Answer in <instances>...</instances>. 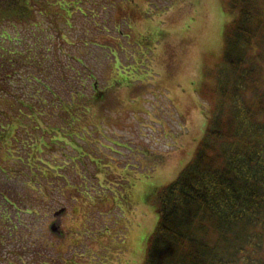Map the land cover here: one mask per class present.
Segmentation results:
<instances>
[{"label":"rangeland","instance_id":"obj_1","mask_svg":"<svg viewBox=\"0 0 264 264\" xmlns=\"http://www.w3.org/2000/svg\"><path fill=\"white\" fill-rule=\"evenodd\" d=\"M106 8L107 32L87 24L88 16L74 21L77 39L68 40L86 43L81 61L68 58H78L74 45L52 52L54 61L77 63L76 83L94 75L104 93L80 101L83 115L74 129H58L53 145L35 151L33 166L50 175L37 178L31 191L38 198L40 245L20 255L22 264H143L157 223V191L192 159L206 129L207 89L233 19L228 0H123ZM44 82L51 89L62 84ZM35 89L48 94L42 85ZM25 151L21 140L7 139L0 164L24 171Z\"/></svg>","mask_w":264,"mask_h":264},{"label":"trees","instance_id":"obj_2","mask_svg":"<svg viewBox=\"0 0 264 264\" xmlns=\"http://www.w3.org/2000/svg\"><path fill=\"white\" fill-rule=\"evenodd\" d=\"M113 1L123 0H0V145L13 138L26 149L24 171L0 164V264H22L20 255L40 245L38 198L31 191L50 172L33 166L35 151L53 145L58 129H74L83 115L80 101L104 93L94 75L76 83L77 63L54 61L52 52L74 45L68 39H77L78 16L107 32L106 6ZM228 7L233 19L207 89L206 129L192 159L157 191L158 220L143 264H264V7L260 0H228ZM85 47L75 44L78 58H68L81 61ZM47 79L62 84L51 89ZM41 85L48 91L43 97L35 89Z\"/></svg>","mask_w":264,"mask_h":264}]
</instances>
